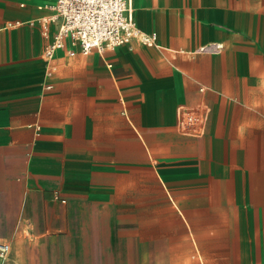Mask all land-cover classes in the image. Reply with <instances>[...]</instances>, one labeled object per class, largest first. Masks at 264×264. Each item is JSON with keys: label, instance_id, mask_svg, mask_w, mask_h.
I'll list each match as a JSON object with an SVG mask.
<instances>
[{"label": "crops", "instance_id": "crops-1", "mask_svg": "<svg viewBox=\"0 0 264 264\" xmlns=\"http://www.w3.org/2000/svg\"><path fill=\"white\" fill-rule=\"evenodd\" d=\"M54 2L0 0L1 219L48 253L264 264V0H131L156 46L46 60Z\"/></svg>", "mask_w": 264, "mask_h": 264}, {"label": "built area", "instance_id": "built-area-1", "mask_svg": "<svg viewBox=\"0 0 264 264\" xmlns=\"http://www.w3.org/2000/svg\"><path fill=\"white\" fill-rule=\"evenodd\" d=\"M52 14L41 19L40 29L44 39L48 34V23L56 24V31L44 47L43 55L51 60L58 50L68 56L76 52L87 55L92 51L103 52L128 45L136 40L141 45L156 46V35L139 30L133 20L131 0H55L50 6ZM223 44L203 46L199 52L219 54ZM52 70H47L50 77ZM46 88H51L46 85ZM185 131L199 134L203 130L204 117L192 112H181ZM9 245L0 242V258H5Z\"/></svg>", "mask_w": 264, "mask_h": 264}, {"label": "rangeland", "instance_id": "rangeland-1", "mask_svg": "<svg viewBox=\"0 0 264 264\" xmlns=\"http://www.w3.org/2000/svg\"><path fill=\"white\" fill-rule=\"evenodd\" d=\"M1 217L0 214V242L9 245V252L5 258H0V264H144L140 256L144 260L145 254L141 253H139L138 260L134 258L133 261L130 260V254L126 252L114 254L91 250L88 253V259H86L85 254L81 252H58L59 246L57 248L55 246L56 249L48 253L45 252V247L51 244L50 239L35 235L34 222L5 221ZM44 223L37 222L41 228ZM13 242L20 247L17 254L12 250ZM52 244L61 245L59 239L57 243ZM40 246L42 252L38 251ZM91 248L97 247L91 246ZM132 256L135 257V254ZM134 261H138V263Z\"/></svg>", "mask_w": 264, "mask_h": 264}]
</instances>
